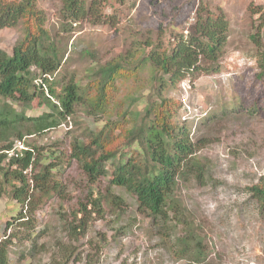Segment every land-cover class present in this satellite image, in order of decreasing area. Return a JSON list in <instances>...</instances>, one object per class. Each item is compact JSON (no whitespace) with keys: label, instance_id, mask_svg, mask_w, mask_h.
Wrapping results in <instances>:
<instances>
[{"label":"rangeland","instance_id":"rangeland-1","mask_svg":"<svg viewBox=\"0 0 264 264\" xmlns=\"http://www.w3.org/2000/svg\"><path fill=\"white\" fill-rule=\"evenodd\" d=\"M38 6L63 52L62 65L55 75L45 76L47 82L44 76L36 80L31 107L24 109L20 101L0 96V109L10 116L14 111L39 116L51 111L38 105L50 85L61 89L78 84L85 94L74 103L73 114L51 129L23 136L42 154L59 155L70 153L75 137L86 139L88 129H114L118 136L122 129L114 123H140L148 108L157 109L163 98L171 99L168 107L178 117L174 122L180 119L186 125L196 147L192 158L204 167L199 178L189 175L178 189L202 246L187 249L182 226L142 214L136 196L125 189L114 188L123 196L121 206L105 200L96 210L91 199L104 195L108 176L92 182L76 160L66 158L57 174L64 191L44 196L33 212L36 253L17 259L31 248V241L14 238L11 264H264V208L250 192L264 176V76L259 77L261 45L253 39L256 35L264 44L259 20L264 0H110L96 15L71 26L62 18L60 0H38ZM206 12L225 16L226 42L216 61L201 60L200 68L187 70L173 87L168 75L161 80L153 69L150 53L174 47L180 34L188 36L197 16ZM23 35L21 24L0 28V47L11 54ZM114 66L111 104L100 107L94 102L99 98L98 73ZM51 100L59 104L57 97ZM6 136L0 137L1 145L17 139ZM30 169L31 178L35 173ZM84 206L89 208L87 227L74 231L69 223ZM29 210L11 194L0 200V241L17 229L25 231L17 227L18 216L21 211L29 215Z\"/></svg>","mask_w":264,"mask_h":264},{"label":"trees","instance_id":"trees-1","mask_svg":"<svg viewBox=\"0 0 264 264\" xmlns=\"http://www.w3.org/2000/svg\"><path fill=\"white\" fill-rule=\"evenodd\" d=\"M109 1L60 0V12L63 20L71 26L73 21L87 18L90 14L96 15L102 3ZM117 1L125 3V0ZM259 20L260 25H264V11ZM46 23L47 15L38 6V0H0V28L21 24L24 31L22 39L13 47L11 54L0 47V96L20 101L24 109L32 106V100L37 95L35 83L39 76L55 75L63 62V52ZM228 29L229 23L222 13L214 15L206 12L198 15L188 36L181 33L174 47L165 50L157 48L150 53L153 69L159 71L161 80L163 74L168 75V83L174 87L187 70L200 68L201 60L214 62L218 59L226 42ZM253 39L261 45L259 77H263L264 44L256 35ZM116 66L107 67V70L98 73L99 98L94 102L100 107L111 104V93L117 78ZM45 80L48 81L46 77ZM55 88L50 85V93L45 98L39 96L38 105H46L51 109L50 112L26 116L14 111L13 116H10L11 112L0 109L1 139L7 138L8 133L17 137L13 142L0 144V200L11 194L22 206L30 207L29 215L21 211L18 216L20 221L17 227L24 228L25 231L17 229L0 241V264H11L14 238L31 241V248L26 253L21 252L17 259L22 260L27 254L33 256L36 253V237L33 235L37 223L33 212L44 196L64 191L57 174L60 172L59 165L66 158L76 160L92 182L108 176L104 195L91 199L96 210H100L105 200L121 206L124 203L123 196L114 188L125 189L136 196L138 210L142 214L162 221L171 220L174 225L182 226L184 234L181 238L186 248L201 249V239L178 189L180 182L189 175L199 178L204 167L192 158L195 143L190 141L186 125L180 119H177V124L174 122L178 118L177 113L168 107L171 99L167 97L163 98V103L157 109L148 108L140 123L131 122L129 127L120 122L114 123L113 127L122 129L118 136H114V129H88L85 132L86 139L75 137L72 140L69 154L59 152L58 155L57 151L42 154L40 147L28 142L29 149L21 156L7 158L2 151L11 148L15 141L23 139L26 134L41 133L57 126L59 119H66L73 114L74 103L84 98L85 93L80 91L78 84ZM54 96L59 99V104L52 102L51 98ZM252 105L253 109L258 107L256 101ZM178 107H181L179 101ZM240 110L242 109H237ZM125 114L124 112L122 117ZM135 144L137 147L132 149ZM45 158L52 161L45 163ZM30 168L35 173L31 178L27 173ZM250 192L264 208V176L260 183L250 188ZM88 211V207H81L75 214L74 222H77L69 223L71 229L75 231L80 228L83 231L87 227ZM11 224H7L6 231ZM200 257L197 254L196 258Z\"/></svg>","mask_w":264,"mask_h":264},{"label":"built area","instance_id":"built-area-1","mask_svg":"<svg viewBox=\"0 0 264 264\" xmlns=\"http://www.w3.org/2000/svg\"><path fill=\"white\" fill-rule=\"evenodd\" d=\"M27 149H29V146L26 145L24 139H20V140L15 141V143L13 144L11 148L4 150L2 152L7 155V158H11V157L21 156L23 152Z\"/></svg>","mask_w":264,"mask_h":264},{"label":"clouds","instance_id":"clouds-1","mask_svg":"<svg viewBox=\"0 0 264 264\" xmlns=\"http://www.w3.org/2000/svg\"><path fill=\"white\" fill-rule=\"evenodd\" d=\"M27 145V144H26Z\"/></svg>","mask_w":264,"mask_h":264}]
</instances>
